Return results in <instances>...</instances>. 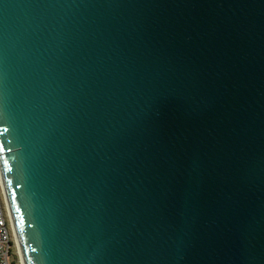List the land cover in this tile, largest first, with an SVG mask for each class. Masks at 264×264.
<instances>
[{
    "label": "water",
    "instance_id": "water-1",
    "mask_svg": "<svg viewBox=\"0 0 264 264\" xmlns=\"http://www.w3.org/2000/svg\"><path fill=\"white\" fill-rule=\"evenodd\" d=\"M0 181L22 264H264V0H0Z\"/></svg>",
    "mask_w": 264,
    "mask_h": 264
},
{
    "label": "built area",
    "instance_id": "built-area-1",
    "mask_svg": "<svg viewBox=\"0 0 264 264\" xmlns=\"http://www.w3.org/2000/svg\"><path fill=\"white\" fill-rule=\"evenodd\" d=\"M13 228L6 208L3 188L0 181V264H12L16 253Z\"/></svg>",
    "mask_w": 264,
    "mask_h": 264
},
{
    "label": "rangeland",
    "instance_id": "rangeland-1",
    "mask_svg": "<svg viewBox=\"0 0 264 264\" xmlns=\"http://www.w3.org/2000/svg\"><path fill=\"white\" fill-rule=\"evenodd\" d=\"M13 237H14V235H13ZM14 241H15V237H14ZM16 253H17L18 264H22L17 244H16Z\"/></svg>",
    "mask_w": 264,
    "mask_h": 264
},
{
    "label": "trees",
    "instance_id": "trees-1",
    "mask_svg": "<svg viewBox=\"0 0 264 264\" xmlns=\"http://www.w3.org/2000/svg\"><path fill=\"white\" fill-rule=\"evenodd\" d=\"M12 264H18L17 256L14 254Z\"/></svg>",
    "mask_w": 264,
    "mask_h": 264
}]
</instances>
